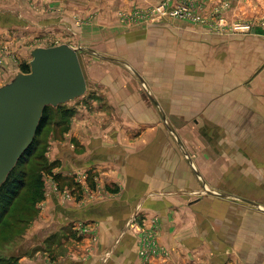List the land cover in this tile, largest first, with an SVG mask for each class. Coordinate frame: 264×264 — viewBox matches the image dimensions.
I'll return each mask as SVG.
<instances>
[{
  "label": "crops",
  "instance_id": "0c3cea01",
  "mask_svg": "<svg viewBox=\"0 0 264 264\" xmlns=\"http://www.w3.org/2000/svg\"><path fill=\"white\" fill-rule=\"evenodd\" d=\"M57 1L63 6L60 14L65 10L75 19L93 12L100 16V9L116 7L152 10L162 2L73 0L70 5L68 0ZM200 2L209 6L218 1ZM172 5L177 0H169ZM8 10L15 13L0 12L14 18L20 12ZM43 23L39 27H48ZM196 28L173 19L147 23L141 37L153 51H144L143 60L152 61L153 76L149 79L146 69L140 71L144 88L116 83L121 101L115 100L108 84L102 86L108 105L126 113L130 106L143 108L147 115L129 118L120 113L110 115L111 119L121 125H128L130 119L148 128L136 145L127 127L117 132L116 140L98 128L74 133L86 154L73 151L64 168L97 171L103 188L116 192L78 207L50 198L51 206L44 207L33 233L44 232L48 239L76 221L94 222L97 241L95 254L86 259L64 262L60 256L57 262L40 264H264V63L258 67L264 53L258 55L254 41L243 52L236 38L207 36ZM63 42L73 44L69 39ZM15 69L12 66L4 80ZM131 99L137 103H130ZM143 136L144 144L138 147ZM59 146L64 159L71 150L66 144ZM135 212L145 225L158 223V248L166 255L139 256L136 238L126 227ZM68 239L56 246L66 250ZM88 240H80L79 247Z\"/></svg>",
  "mask_w": 264,
  "mask_h": 264
},
{
  "label": "rangeland",
  "instance_id": "374dc122",
  "mask_svg": "<svg viewBox=\"0 0 264 264\" xmlns=\"http://www.w3.org/2000/svg\"><path fill=\"white\" fill-rule=\"evenodd\" d=\"M68 1L70 5L73 2ZM166 1L169 4V0ZM200 1L177 0L176 6L187 4L200 16V20H194L190 17L160 15L152 11L154 7L151 10L150 6L132 7L131 10L118 7L100 9L99 13L103 15L99 16L97 12H93L75 19L65 10L62 12L64 14H60L63 6L57 0H0V10L7 9V13L12 14L15 12L8 9L16 8L20 11L16 18L0 12V84L12 66L19 70L28 63L29 50L35 45L52 46L65 43L63 41L68 39L73 43L70 45L77 50L87 84L83 96L59 108L48 109L46 123L36 138L34 155L24 166L18 168L26 172V183L8 213L0 220L2 264H40L42 261L51 263L57 262L60 256L64 257V262H68L73 258L83 260L95 254L93 249L97 238L94 222L76 221L67 225L61 235L60 232H54L48 239L43 238L44 232L33 233L32 226L39 222L44 207L51 206L48 200L54 196L62 204L78 207L101 199L108 192H116L113 188H103L105 185L100 184L97 171L85 172L78 168L67 170L64 165H67L66 158H69L73 151L86 154V149L74 136L77 131L88 133L89 130L98 128L99 133L110 132L109 137L113 135L116 140L119 137L117 132L127 127L126 132L129 138H136V142H132L136 145L140 134L148 128L130 119L128 125H121L120 121L111 119L110 115H125L126 110L108 105L102 87L108 84L117 96L115 100L121 101L120 86L116 83L134 84L144 88L146 82L144 83L140 71L146 69L149 79L153 76L152 61L143 60V52L152 50L151 43L150 47L145 46L141 37L147 23L166 19L183 21L197 26L196 30L203 35L236 38L234 41L242 46L243 52L249 51L254 41L258 55L264 53V0H217L218 2L209 6ZM98 2L103 3V0ZM97 16L105 24H101V21L96 19ZM43 22H47L48 27H39ZM73 22L75 27H72ZM225 46L234 47L232 44ZM263 63L264 60H258V67ZM146 66H149L148 69ZM132 102L137 103L136 99H131L130 103ZM143 110L140 108L139 112L138 108L130 106L126 114L129 118L136 115L147 116ZM148 111L151 113L152 110ZM89 117L95 118L96 123L89 122ZM131 134H134V137ZM97 141L104 142V139ZM139 141L142 144L138 147L143 146L145 137ZM116 143L118 144V141ZM61 144H66L71 150L64 159L59 155ZM47 212L48 210L43 215ZM126 227L134 234L138 254L142 259L150 255H166L163 249L158 248V223L155 227L153 223L145 225L135 212L126 221ZM64 238H70L66 250L62 246H56L62 244L61 239ZM31 239L32 246L29 244ZM82 239H89V243L79 247L78 243ZM72 254L77 255L74 257ZM105 256L106 253L102 252L100 259Z\"/></svg>",
  "mask_w": 264,
  "mask_h": 264
},
{
  "label": "water",
  "instance_id": "95a60500",
  "mask_svg": "<svg viewBox=\"0 0 264 264\" xmlns=\"http://www.w3.org/2000/svg\"><path fill=\"white\" fill-rule=\"evenodd\" d=\"M29 70L15 69L0 84V186L32 143L44 108L83 96L86 80L76 48L34 46Z\"/></svg>",
  "mask_w": 264,
  "mask_h": 264
},
{
  "label": "trees",
  "instance_id": "16d2710c",
  "mask_svg": "<svg viewBox=\"0 0 264 264\" xmlns=\"http://www.w3.org/2000/svg\"><path fill=\"white\" fill-rule=\"evenodd\" d=\"M19 70L23 72H28L29 70L28 63H25ZM60 106L61 105H58L55 108H59ZM49 108H54V107L47 106L44 108L43 115L40 119L37 131L35 133L32 143L24 151V153L20 156L16 165L9 173L5 182L0 186V220L3 218L4 215L8 213L11 204L20 195L21 191L24 188V185L26 183V172L23 169L18 170V168L20 166H24L27 163V161H29V158L34 155L35 147L37 146L36 138L38 134L40 133L42 127L46 123V119H47L46 113ZM2 262L3 261L1 260L0 264H2Z\"/></svg>",
  "mask_w": 264,
  "mask_h": 264
},
{
  "label": "built area",
  "instance_id": "2783aa9c",
  "mask_svg": "<svg viewBox=\"0 0 264 264\" xmlns=\"http://www.w3.org/2000/svg\"><path fill=\"white\" fill-rule=\"evenodd\" d=\"M152 11L160 15L190 17L194 20H200V16L187 4H178V6L171 7L167 1H162Z\"/></svg>",
  "mask_w": 264,
  "mask_h": 264
}]
</instances>
